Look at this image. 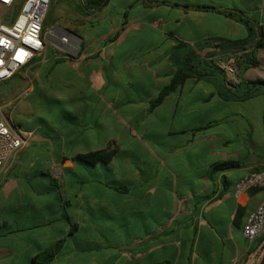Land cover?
Returning a JSON list of instances; mask_svg holds the SVG:
<instances>
[{
    "label": "crops",
    "instance_id": "obj_1",
    "mask_svg": "<svg viewBox=\"0 0 264 264\" xmlns=\"http://www.w3.org/2000/svg\"><path fill=\"white\" fill-rule=\"evenodd\" d=\"M235 1L262 18L264 0ZM103 2L77 20L87 29L76 52L46 45L18 73L27 93L59 81L69 93L51 131H21L28 144L0 170V264H43L38 257L54 246L47 264H264V227L253 241L241 232L263 192L234 195L237 182L264 169V97L225 101L216 74L186 79L150 110L180 63L177 45L247 36H233L240 23L192 8L231 6ZM252 53L258 65L241 72ZM238 56L235 83L264 80L262 49ZM107 147L116 149L108 164L72 160ZM230 162L237 166L214 170Z\"/></svg>",
    "mask_w": 264,
    "mask_h": 264
},
{
    "label": "built area",
    "instance_id": "obj_2",
    "mask_svg": "<svg viewBox=\"0 0 264 264\" xmlns=\"http://www.w3.org/2000/svg\"><path fill=\"white\" fill-rule=\"evenodd\" d=\"M50 4L51 0H0V85L26 68L45 49L47 41L70 52L78 50L80 38L69 31L59 27L44 31ZM216 67L224 73L227 82H236L233 68L223 62H218ZM30 137L29 133L14 131L6 120L0 119V170L26 147ZM252 189L261 190L263 198L242 226V235L248 241H253L264 227V169L237 182L234 195L238 197Z\"/></svg>",
    "mask_w": 264,
    "mask_h": 264
},
{
    "label": "trees",
    "instance_id": "obj_3",
    "mask_svg": "<svg viewBox=\"0 0 264 264\" xmlns=\"http://www.w3.org/2000/svg\"><path fill=\"white\" fill-rule=\"evenodd\" d=\"M104 0H85L82 5L83 8L88 6H101L104 4ZM194 9H208L220 14L226 18H229L235 22L242 24L247 30V36L243 39H224L213 38L207 39L203 43H198L194 47H187L184 44L177 45L178 49H181L182 57L180 63L176 64V72L171 79L169 85L164 87L154 101L150 103V110L158 106L171 92H173L178 86H180L186 79H210L216 74L222 76L223 86L219 88L217 95L225 101H245L255 96L264 97V80L255 81H238L237 83L227 82L224 73L216 67L215 60L225 57H235L239 62V56L246 51H254L256 49H262L264 51V11L260 21H253L244 12L237 9H222L216 7H207L196 5L192 7ZM46 31V22L45 30ZM213 45L212 51L206 49ZM243 67L241 72L249 67L258 65L254 54H247L245 60L241 62ZM10 80L0 85V102H2L4 94H2V88L6 87ZM262 126L264 130V107L262 112ZM264 133V131H263ZM116 149L107 147L105 149L88 152L85 154H78L72 157L73 161L81 162L87 165H96L98 163L108 164ZM236 163H222L214 166L215 171L226 170L236 167ZM58 246H54L51 249L44 252L37 260L43 264H47L48 261L54 255Z\"/></svg>",
    "mask_w": 264,
    "mask_h": 264
},
{
    "label": "rangeland",
    "instance_id": "obj_4",
    "mask_svg": "<svg viewBox=\"0 0 264 264\" xmlns=\"http://www.w3.org/2000/svg\"><path fill=\"white\" fill-rule=\"evenodd\" d=\"M215 3L231 6L230 9L240 8V3L235 0H214ZM248 16V15H247ZM89 17L79 0H51L50 11L46 19V31H51L60 26L76 36H82L84 30L79 27V20H86ZM253 21H260L261 17L258 11L249 15ZM91 20V19H90ZM104 28L102 24L95 26L92 33H98ZM90 30V29H89ZM247 30L242 24H239L238 30L233 33L235 38L245 36ZM47 47H57L52 42L47 41ZM235 70V75L238 71V61L235 57H230L228 60H221ZM24 69L20 71V74ZM237 73V74H236ZM111 73L107 72L99 76V80H110ZM218 80H222V76H217ZM236 79V76H235ZM237 80V79H236ZM18 74L15 75L8 85L2 88L4 94L2 102H0V119L6 120L14 131H51V118H61L67 111L66 104L63 103L64 97L68 96L69 91L65 89L62 82H56L53 86L46 88H35L33 92L26 93L25 83ZM23 95V97H20ZM50 119V120H49ZM35 151L37 148L32 146L29 151ZM32 151V152H33ZM19 264H27L21 260Z\"/></svg>",
    "mask_w": 264,
    "mask_h": 264
}]
</instances>
